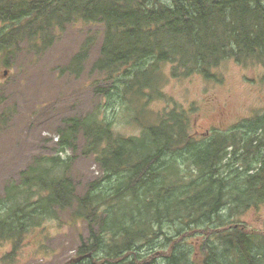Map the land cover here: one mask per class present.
<instances>
[{"label": "trees", "instance_id": "1", "mask_svg": "<svg viewBox=\"0 0 264 264\" xmlns=\"http://www.w3.org/2000/svg\"><path fill=\"white\" fill-rule=\"evenodd\" d=\"M77 21L104 28L95 66L124 67V91L152 85L162 64L173 77L216 82L226 60L264 68V0H0V53L20 43L38 50ZM189 128L174 110L130 137L103 117L71 119L60 151L81 129L104 179L79 196L66 175L72 159H38L5 188L0 239L70 211L90 230L78 255L92 264H264V232L234 222L264 205V116L199 143Z\"/></svg>", "mask_w": 264, "mask_h": 264}, {"label": "rangeland", "instance_id": "2", "mask_svg": "<svg viewBox=\"0 0 264 264\" xmlns=\"http://www.w3.org/2000/svg\"><path fill=\"white\" fill-rule=\"evenodd\" d=\"M52 34L42 50L20 43L9 53H0V199L8 185L19 183L21 172L45 157L72 159L66 175L79 196L104 179L95 156L84 153L81 129L71 141L73 146L60 151L71 119L103 117L115 135L130 137L174 110L189 117L188 133L199 143L264 116L261 65L226 60L215 70L220 80L216 82L198 74L173 77L171 66L162 64L152 85L128 92L119 82L124 67L113 74L96 69L104 36L101 25L77 21ZM227 214L222 212L223 217ZM103 217L94 225L96 233ZM234 222L264 232V205ZM89 237L85 222L75 221L70 211L57 210L54 216L28 225L23 236L0 239V264H92L78 255Z\"/></svg>", "mask_w": 264, "mask_h": 264}]
</instances>
